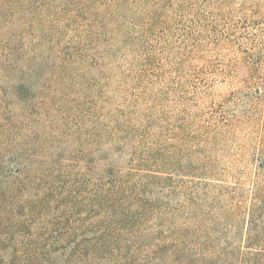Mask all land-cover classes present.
Listing matches in <instances>:
<instances>
[{
	"label": "rangeland",
	"instance_id": "1",
	"mask_svg": "<svg viewBox=\"0 0 264 264\" xmlns=\"http://www.w3.org/2000/svg\"><path fill=\"white\" fill-rule=\"evenodd\" d=\"M18 173L80 193L50 209L76 234L31 232L82 264H264V0H11L0 189Z\"/></svg>",
	"mask_w": 264,
	"mask_h": 264
},
{
	"label": "trees",
	"instance_id": "2",
	"mask_svg": "<svg viewBox=\"0 0 264 264\" xmlns=\"http://www.w3.org/2000/svg\"><path fill=\"white\" fill-rule=\"evenodd\" d=\"M10 2L11 0H0V19ZM27 192L31 194L28 198L20 199L17 204L7 208L10 197L23 196ZM79 195L75 190L55 186L54 182L47 181L42 174L31 177L20 173L17 180L4 190L0 189V264H82L83 250L87 253L92 251V247L87 246L83 240L73 241L74 245L67 253L65 249L60 253L55 252L52 248L55 244L43 245L46 233H53L51 241L61 238L65 241L70 235L72 237L76 234L69 230V226L75 224L70 217L64 220L65 213L61 216V213L56 214L50 209L53 202L59 209L68 203L72 212L80 205ZM38 218L47 220L45 224L49 229L46 233H43L45 228H40L36 233L31 232ZM17 237L20 241L15 244Z\"/></svg>",
	"mask_w": 264,
	"mask_h": 264
}]
</instances>
